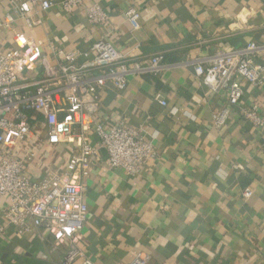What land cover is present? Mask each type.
<instances>
[{
    "label": "crops",
    "instance_id": "0c3cea01",
    "mask_svg": "<svg viewBox=\"0 0 264 264\" xmlns=\"http://www.w3.org/2000/svg\"><path fill=\"white\" fill-rule=\"evenodd\" d=\"M47 1L54 6L44 13L21 1L25 15L41 17V25L28 29L10 1L0 0V17L16 18L11 29L0 27V51L18 48L16 35L43 42L39 50L55 67L56 51H89L106 39L130 61L163 55L170 67L157 76L132 77L124 92L111 85L100 91L94 120L141 127L158 156L132 176L109 170L102 151L79 171L88 213L77 240L86 256L94 264L130 263L138 254L148 264H264V128H254L242 112L246 106L264 110V90L239 79L243 97L217 128L212 113L226 107L225 96L209 93L190 63L263 45L264 0H84L71 14L60 6L63 0ZM95 4L111 16L107 23L88 22L86 8ZM132 8L141 12L137 31L125 16ZM47 80L39 57L18 75L19 84ZM43 121L42 114L31 115L33 135L23 143L32 155L26 174L34 183L50 173L65 177L82 132L77 128L69 141L54 142ZM83 142L97 147L93 129ZM246 188L253 190L249 199L243 198ZM5 207L2 198L0 264H60L67 234L54 237L31 225L18 235L5 222Z\"/></svg>",
    "mask_w": 264,
    "mask_h": 264
},
{
    "label": "built area",
    "instance_id": "2783aa9c",
    "mask_svg": "<svg viewBox=\"0 0 264 264\" xmlns=\"http://www.w3.org/2000/svg\"><path fill=\"white\" fill-rule=\"evenodd\" d=\"M9 1L15 16L28 29L42 24L39 15H25L20 4L22 0ZM26 1L33 7H39L43 13L54 6L47 0ZM60 6L71 14L84 6V0H63ZM86 10L91 25L105 24L111 17L99 4ZM125 16L132 29L139 30L140 10L129 9ZM15 19L13 15L0 17V27L11 29ZM14 42L18 48L12 52L0 51V199H5V222L15 227L21 236L31 231V225L54 237L62 238L67 234L70 244L60 264H94L77 240L88 213L86 189L79 183V171L85 172L89 159L102 151L109 170H122L132 176L139 174L142 167L158 156L155 144L146 139L141 127L125 121L106 125L94 120L99 109L100 91L111 85L117 92H124L129 88L132 77L157 76L170 67L165 64L163 55L130 61L106 39L99 40L89 51H56L57 65L51 67L39 50L43 42L17 35ZM91 54L95 56L90 60ZM262 55L264 44L251 43L229 53L217 51L211 57L190 61L207 91L225 96L226 107L212 113L217 128L226 125L231 107L237 106L243 97L239 79L264 90ZM37 57L46 63L49 80L31 85L19 84V71L31 69ZM83 59L86 61L81 63ZM157 100L162 106H167L159 96ZM242 112L254 128H264V110L246 106ZM32 114L44 116L41 125L54 142L69 141L76 129H81L78 151L68 165L65 177L50 173L40 183L28 178L26 163L32 155L23 148V143L33 135ZM90 129L95 133L96 148L83 142L86 130ZM237 169L243 170V167L238 166ZM252 195L251 188L244 189V199ZM3 233L4 228L0 227V235ZM148 262L147 256L138 254L132 262L122 264Z\"/></svg>",
    "mask_w": 264,
    "mask_h": 264
}]
</instances>
